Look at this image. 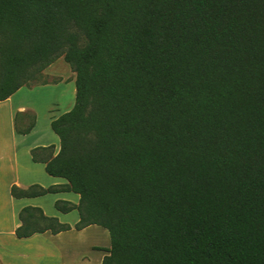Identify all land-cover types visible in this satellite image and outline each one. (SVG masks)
Masks as SVG:
<instances>
[{
	"label": "trees",
	"instance_id": "1",
	"mask_svg": "<svg viewBox=\"0 0 264 264\" xmlns=\"http://www.w3.org/2000/svg\"><path fill=\"white\" fill-rule=\"evenodd\" d=\"M59 58L74 104L31 157L65 184L11 196L78 195L54 208L108 232L101 264H264V0H0V102Z\"/></svg>",
	"mask_w": 264,
	"mask_h": 264
},
{
	"label": "crops",
	"instance_id": "2",
	"mask_svg": "<svg viewBox=\"0 0 264 264\" xmlns=\"http://www.w3.org/2000/svg\"><path fill=\"white\" fill-rule=\"evenodd\" d=\"M11 97L0 102V121L5 119L4 113L9 109L6 121L0 126V264H101L106 255L103 249L110 246L108 232L96 225L76 231L73 226L78 221L77 212L62 214L54 208L56 201L76 205L78 195L58 192L34 198L15 199L11 196L13 186L26 190L34 185L46 189L65 184V180L47 175L44 164L34 163L31 157L32 150L49 146L54 147L55 156L59 151L57 136L46 131L43 135L37 128L39 122L35 107L22 102L8 104ZM28 111L35 113L32 129L27 135H19L15 132L16 115ZM50 115L47 113L49 127L50 122L59 116L51 118ZM24 207L39 208L45 216L57 218L72 229L57 235L45 232L17 239L14 232L20 225L18 213ZM83 247L86 252H82Z\"/></svg>",
	"mask_w": 264,
	"mask_h": 264
},
{
	"label": "rangeland",
	"instance_id": "3",
	"mask_svg": "<svg viewBox=\"0 0 264 264\" xmlns=\"http://www.w3.org/2000/svg\"><path fill=\"white\" fill-rule=\"evenodd\" d=\"M74 81L75 74L63 59L59 58L45 69L34 82H30V86L20 88L12 95L8 104L22 102L34 106L38 113V130L43 132V135L46 131L47 134L54 136L49 124H47V113L51 114L50 117L53 118L55 115L60 116L72 108L75 98ZM8 112L9 109L7 113H4L5 119L0 121V126L4 120L6 121ZM16 120L17 128L23 129L33 124L35 113L31 111L22 114L17 113ZM82 249V252H86L84 247Z\"/></svg>",
	"mask_w": 264,
	"mask_h": 264
}]
</instances>
